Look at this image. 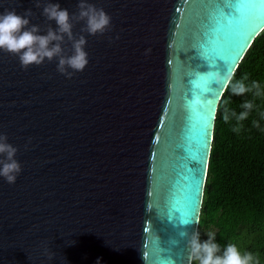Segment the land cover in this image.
Listing matches in <instances>:
<instances>
[{"label":"water","instance_id":"95a60500","mask_svg":"<svg viewBox=\"0 0 264 264\" xmlns=\"http://www.w3.org/2000/svg\"><path fill=\"white\" fill-rule=\"evenodd\" d=\"M53 2L78 11V0ZM89 2L112 29L82 33L89 63L71 78L55 59L23 69L0 50V131L22 165L14 184L0 177V264H189L179 233L198 225L181 220L200 218L217 101L264 19L245 34L220 23L238 0ZM42 7L0 0V12L32 8L43 34L56 25ZM225 53L235 61L224 86L202 93L201 74L227 71ZM199 97L213 100L207 126Z\"/></svg>","mask_w":264,"mask_h":264},{"label":"clouds","instance_id":"9594fccd","mask_svg":"<svg viewBox=\"0 0 264 264\" xmlns=\"http://www.w3.org/2000/svg\"><path fill=\"white\" fill-rule=\"evenodd\" d=\"M36 8H41V15L51 24L45 30L39 24L31 23L35 16L32 8L25 9L18 14L15 8L5 9L0 12V50L18 57L23 69L31 65H41L45 60L58 61L56 69L59 73L71 78L76 72H82L89 63L88 52L85 50L87 39L82 33L92 36H104L112 29V18L103 8L97 7L89 0H78V11L70 13L68 9L61 8L58 2L53 0H33ZM83 22L81 34H76L73 28ZM71 42V50L65 51L64 43ZM207 77V82L215 81L216 84L225 82V75L220 71H209L201 74ZM249 81V75L245 73L241 79H235V72L227 77L226 89H230L231 95L243 96L251 94L253 99L244 100L240 105L243 111L237 113L229 107V99H223L222 104L217 101L216 111L219 113L222 107V119L229 123L235 119L236 124L232 131L239 134L244 127L243 121L248 119L252 110L256 107L255 98H264V87L257 80ZM247 82V83H246ZM201 98L197 99L199 103ZM264 117V113H261ZM253 126L259 128V122L252 121ZM18 148L8 142V135L0 131V177L7 183L14 184L22 171L21 163L16 159ZM199 225V219L192 220L185 217L181 225ZM207 239L201 240L199 227L189 231L187 227L179 233L182 239H186L189 248V264H261L259 254L251 251H242L235 243H228L224 248L216 242V234L207 232ZM175 242V241H173ZM74 243V241H73ZM45 254L49 260L54 259L55 253L45 248Z\"/></svg>","mask_w":264,"mask_h":264},{"label":"trees","instance_id":"16d2710c","mask_svg":"<svg viewBox=\"0 0 264 264\" xmlns=\"http://www.w3.org/2000/svg\"><path fill=\"white\" fill-rule=\"evenodd\" d=\"M245 73L247 82L257 80L264 87V29L241 59L235 79ZM229 98V107L237 113L243 111L244 100L253 99L251 94L231 95L226 89L220 103ZM254 103L239 134L232 131L235 119L223 121L222 107L216 114L198 227L202 241L208 238L207 232H213L221 248L235 243L242 251L258 253L264 264V98H255Z\"/></svg>","mask_w":264,"mask_h":264},{"label":"snow or ice","instance_id":"6c2138e0","mask_svg":"<svg viewBox=\"0 0 264 264\" xmlns=\"http://www.w3.org/2000/svg\"><path fill=\"white\" fill-rule=\"evenodd\" d=\"M254 5L255 3L253 2V0H238L237 4L234 6L238 14L234 16L225 17L224 20L220 22L221 26H226L230 28L233 25H238L242 29V33L245 34L251 31L254 21L258 19H264V8L257 9L254 7ZM218 58L223 60L226 65L227 71L224 73L226 77L227 73L232 70L233 63L235 61L234 57L230 53H225V54H220ZM221 84L223 87L224 86L223 82L217 85H221ZM198 89H200L202 93L212 91L208 87V82H205V84L202 87H198ZM218 95H219V89H218ZM212 107H213V100L210 99H201L198 104V111H199L198 121L205 126L208 125V117H209V113L210 115L212 113Z\"/></svg>","mask_w":264,"mask_h":264}]
</instances>
